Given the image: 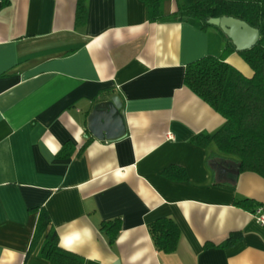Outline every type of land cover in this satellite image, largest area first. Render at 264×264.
<instances>
[{"label":"crops","instance_id":"0c3cea01","mask_svg":"<svg viewBox=\"0 0 264 264\" xmlns=\"http://www.w3.org/2000/svg\"><path fill=\"white\" fill-rule=\"evenodd\" d=\"M0 2V264H49L29 251L39 208L59 245L82 264H264V179L213 174L195 134L224 118L183 84L187 63L231 45L217 27L173 17L151 22L142 0ZM163 12L177 8L164 0ZM225 60L250 77L239 51ZM116 95L123 136L98 139L88 116ZM177 165L186 179L163 174ZM223 165V164H222ZM227 166V165H224ZM249 199L250 208L237 199ZM179 229L172 252L158 250L148 224ZM119 220L115 239L101 229ZM229 242L228 244H225Z\"/></svg>","mask_w":264,"mask_h":264},{"label":"trees","instance_id":"16d2710c","mask_svg":"<svg viewBox=\"0 0 264 264\" xmlns=\"http://www.w3.org/2000/svg\"><path fill=\"white\" fill-rule=\"evenodd\" d=\"M87 1L76 0V28L86 22ZM142 1L151 22L173 17L182 21L195 20L201 29H205L213 26L207 23L210 17L232 16L259 30L258 42L239 51L253 70L252 76L243 75L225 60L234 49L231 43L220 55H205L187 63L183 84L224 118L223 125L215 132L199 133L191 138L201 147L215 145L216 151L209 152L206 159L211 172L217 174L218 165L223 164L233 166L239 172H253L264 179V0H175L177 8L170 14L163 12L164 0ZM0 2L6 7L10 1ZM163 174L173 179H186L185 170L177 165L165 168ZM231 177V181L222 178L219 183L233 187L237 176L231 174ZM250 203L247 198L235 201L243 208H250ZM119 228L117 219L104 221L101 225L110 242L115 239ZM148 229L158 250L172 252L176 249L180 233L171 218H158L148 224ZM37 245L38 255L49 264H82L80 256L59 245L57 233L50 226L49 214L43 207L38 211L29 251Z\"/></svg>","mask_w":264,"mask_h":264},{"label":"water","instance_id":"95a60500","mask_svg":"<svg viewBox=\"0 0 264 264\" xmlns=\"http://www.w3.org/2000/svg\"><path fill=\"white\" fill-rule=\"evenodd\" d=\"M207 23L219 27L230 39L235 51L253 47L259 40V30L246 21L232 16L210 17ZM121 109V101L113 95L109 101L98 103L88 116V128L93 136L102 140H113L126 132L125 120ZM222 174L238 175L239 170L233 166L218 165Z\"/></svg>","mask_w":264,"mask_h":264},{"label":"built area","instance_id":"2783aa9c","mask_svg":"<svg viewBox=\"0 0 264 264\" xmlns=\"http://www.w3.org/2000/svg\"><path fill=\"white\" fill-rule=\"evenodd\" d=\"M252 213L257 222L264 224V205H257Z\"/></svg>","mask_w":264,"mask_h":264}]
</instances>
